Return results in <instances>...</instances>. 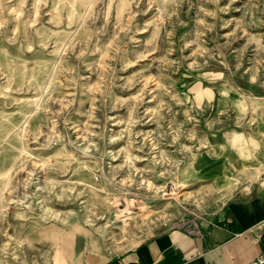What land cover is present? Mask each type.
<instances>
[{
  "label": "rangeland",
  "instance_id": "rangeland-1",
  "mask_svg": "<svg viewBox=\"0 0 264 264\" xmlns=\"http://www.w3.org/2000/svg\"><path fill=\"white\" fill-rule=\"evenodd\" d=\"M264 192V0H0V264H83Z\"/></svg>",
  "mask_w": 264,
  "mask_h": 264
},
{
  "label": "crops",
  "instance_id": "crops-1",
  "mask_svg": "<svg viewBox=\"0 0 264 264\" xmlns=\"http://www.w3.org/2000/svg\"><path fill=\"white\" fill-rule=\"evenodd\" d=\"M264 250V192L230 203L198 230L170 227L121 254L83 264H248Z\"/></svg>",
  "mask_w": 264,
  "mask_h": 264
},
{
  "label": "built area",
  "instance_id": "built-area-1",
  "mask_svg": "<svg viewBox=\"0 0 264 264\" xmlns=\"http://www.w3.org/2000/svg\"><path fill=\"white\" fill-rule=\"evenodd\" d=\"M248 264H264V250L261 252L259 256H257L255 259L250 261Z\"/></svg>",
  "mask_w": 264,
  "mask_h": 264
}]
</instances>
